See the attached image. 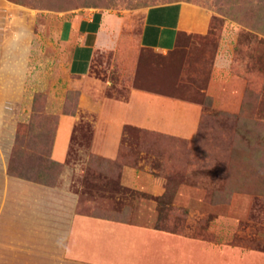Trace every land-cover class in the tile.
Masks as SVG:
<instances>
[{
	"label": "rangeland",
	"instance_id": "rangeland-1",
	"mask_svg": "<svg viewBox=\"0 0 264 264\" xmlns=\"http://www.w3.org/2000/svg\"><path fill=\"white\" fill-rule=\"evenodd\" d=\"M178 2L211 12L206 33L160 55L128 29L87 76L69 74L76 13L136 26L146 9ZM133 90L169 98L177 119L179 105L193 106L194 132L126 125ZM109 137L119 164L102 156ZM125 167L144 184L124 186ZM65 177L81 187L78 213L154 228L161 217L174 234L264 252V0H0V264H92L66 254V223L43 227L30 206H13L27 184Z\"/></svg>",
	"mask_w": 264,
	"mask_h": 264
},
{
	"label": "crops",
	"instance_id": "crops-1",
	"mask_svg": "<svg viewBox=\"0 0 264 264\" xmlns=\"http://www.w3.org/2000/svg\"><path fill=\"white\" fill-rule=\"evenodd\" d=\"M210 20L211 12L208 9L188 2L150 7L142 13L136 26H129L125 17L99 10L76 13L70 22L73 36L68 39L71 46L68 72L74 76H87L96 53L117 50L128 29L131 30V43L165 55L178 48L182 36L206 33ZM173 105L176 103L169 98L133 90L130 104L120 109L130 114L124 118L126 125L191 135L197 120L195 108L188 104H177L184 113L181 119H177L171 116ZM112 138H107L102 145L105 152L102 156L116 160L117 154L113 153L112 147L116 146L117 138ZM63 144L60 140L58 145L61 148L57 149L56 146L54 149V159L60 163ZM83 165L77 169L82 174V180L86 163ZM74 173L73 168L71 176ZM122 173L120 179L124 186L134 188V185L140 186L142 183L137 181L139 176L134 168L125 167ZM151 182L153 191L157 192L158 186ZM80 188H76L72 177L60 178L54 186L27 184L17 193L19 201L13 202V206H30L31 210L25 208L34 215L35 220L52 223H44L43 227L59 229L66 223V254L92 264H174L176 260L177 264H264L263 251L215 244L116 217L78 213L75 210L82 205ZM53 235L52 238L55 237Z\"/></svg>",
	"mask_w": 264,
	"mask_h": 264
},
{
	"label": "trees",
	"instance_id": "trees-1",
	"mask_svg": "<svg viewBox=\"0 0 264 264\" xmlns=\"http://www.w3.org/2000/svg\"><path fill=\"white\" fill-rule=\"evenodd\" d=\"M116 160H117V163H118V164L121 163V161H120V160H121L120 157L117 158ZM53 163L56 164V165H59V163L56 162V161H53ZM100 169H101V168L99 167V170H100ZM117 175H118V180H119V178H120V173L117 174ZM103 176H104V177H103ZM107 176H109V175H106V174L103 175V174H101L100 178H102V179L106 178V179H107V178H108ZM95 183H96V182H95ZM117 185L119 186V182H118V181H117ZM158 201H159L160 206H166V205H167V203L163 201V197H162V196L158 198ZM162 211H163V210H162ZM160 221H161V217L158 219V223H157L155 229H157V230H161V231H166L164 228L161 227ZM166 232L174 233V232H172V231H166Z\"/></svg>",
	"mask_w": 264,
	"mask_h": 264
}]
</instances>
